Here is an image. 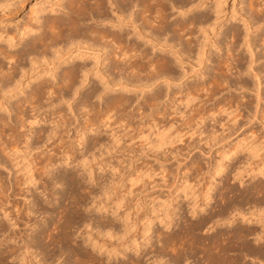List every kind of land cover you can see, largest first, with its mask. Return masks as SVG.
I'll use <instances>...</instances> for the list:
<instances>
[{
    "label": "bare ground",
    "instance_id": "6f19581e",
    "mask_svg": "<svg viewBox=\"0 0 264 264\" xmlns=\"http://www.w3.org/2000/svg\"><path fill=\"white\" fill-rule=\"evenodd\" d=\"M24 2L25 0H0V12L12 11L15 5L22 6ZM218 2L215 0L212 6L205 5L203 11L196 13L195 11H199L204 3L207 4L205 0H56L49 7L48 14L43 13L45 8L44 10L37 9L35 11L36 15L33 17V24L17 28L14 34L6 33L8 35L2 40L5 42V45L2 44L3 47H0V90L4 86L9 88L4 97H0V110H2L0 113V162L3 156L14 161L16 154L18 155L23 150L24 152L22 153H25V149L28 150L30 148L29 152L25 154L30 155V157L32 156L30 159H33L36 163L39 162V167L45 176L39 174L40 168L36 169L39 170L37 171V175L39 177L44 176L46 180L44 179L41 182L43 177H38L37 179V176L35 175L36 177H34L33 175L35 173L31 174L32 176L28 178L27 175L29 174L27 173L25 175L24 173L23 178L24 176L25 178L21 181V185L26 186V188L24 189L22 186L23 189L20 190L21 193L19 194L15 190L17 188L15 187L16 184L14 182L13 184L10 183L11 180L3 178L4 176L0 173V183H2L0 185V264H4L9 256L19 257L22 261L28 257L34 260L38 254L41 255L42 253L39 250L37 252L40 241L46 240L47 243H50L52 241H58L59 238L67 241L69 235L65 232L66 223L62 224L63 222H61L56 226L54 224L55 221L51 222L56 226L55 229H57V232L54 231V228L49 229L46 226L48 223L45 226H43L44 223L42 222V226L36 223V221L29 223L31 222L28 219L30 213L38 214L37 212L40 209L43 210L40 211V214L43 213L44 215L47 212L43 206L39 209L33 208L35 205L38 207V203L35 201L38 197L36 195L37 186L30 191L29 184L31 182L36 183L39 180L41 183H37H39L42 191L49 192L51 189H48V175L51 176L50 178L54 185L64 179V177L62 179L55 175L53 172V168H56L55 166L69 165L72 163L82 166L87 165L89 159L91 161L96 157L94 150H98L104 145L101 137H99V132L103 130L102 128L108 126L110 122L114 123L110 120H123L124 116H130L125 114L127 104H129V98L125 95L120 96V98L112 97L106 99L102 108L90 103L92 97L102 98L109 94V92L118 89L115 87L119 84H121L119 87L121 90L127 89L130 85L133 88L137 86L143 87V90L145 87L152 85L156 87L159 84L157 82L163 79L165 86L158 87L151 92L152 101H160L159 96L167 93L169 82L178 81L186 77L187 71L184 68L183 71H179L176 68L181 66L179 64L183 60L182 55L183 57H189L193 50H197L196 53L200 57L198 63L199 68L195 69V71L193 70L194 75H210L220 84L226 83L229 85L227 87H230L232 85H230L231 83L227 79L228 76L216 70L218 67L216 68L213 65L214 67L210 66L209 69V66L206 64L210 55H213L211 48L207 49L210 43H214L216 50H221L223 40L225 41L230 37L231 40H229L233 44H237L236 47L244 45L248 50L247 56L241 55L239 63H234L235 71L239 75V81L236 80L235 88L246 89L253 96V100L250 99L253 102V105L251 103L252 108L250 107L251 110H249L251 113L249 116L245 114L248 116L247 119H249L247 121L250 122L254 118L257 119L260 117L258 115H261L262 118L258 120H261L264 125L263 81L261 80V70L254 65L258 60V56L255 53V49L257 48L255 38L259 37L264 43V31H258L262 29L263 26L261 25L264 24V0H260L257 3L258 5L254 4L257 5L255 6V10L251 7L253 5L250 3L251 1L249 2V9L242 15V20L245 24L243 31L234 24L226 27L222 32H217L218 29H221V25L215 22L220 12L219 7L221 6H219L220 3ZM34 6L33 8H35ZM256 7L261 8L256 9ZM175 14H177V17L170 20L171 16ZM212 14L215 17V21L213 22L210 19ZM253 25L257 26L255 31L252 30ZM205 27H212L213 37H215L213 43L210 41L205 44L207 46L200 45L196 39V35H194L196 34L195 32L205 29ZM181 31L183 32V36L180 35ZM220 34H222V42L217 39V36ZM156 46L160 47L159 50L161 53L159 52L160 54L153 56V49ZM224 47L226 49L227 45ZM169 51H171L170 56L166 55ZM213 57L214 59L212 58L213 60L211 59L210 61L212 64L214 63L218 66L222 56L218 52H215ZM25 61H28L29 63L27 62V64H30L28 71L24 68ZM59 69L60 71L57 73L56 71ZM142 72L143 74H141ZM243 74L247 75V77H242ZM91 76H94L96 79L91 78ZM31 82H34L32 87L30 86ZM184 82L185 80H183V102L186 106L190 100L196 97L191 96L192 92L196 93L198 90L206 91L208 89V87H205V79L202 81L195 80L194 82L186 84ZM28 86L31 88L25 93L24 91ZM209 89L211 90V88ZM21 93H24L23 96L21 95L14 103L11 102L12 97L19 96ZM76 95H78L79 99L74 106L72 105L74 109L71 103L68 108L72 111L74 110V114H78L80 121L71 128L73 122H69L66 116L60 113V115L57 114L58 118L56 119L55 116L48 112L51 111L49 108H52L56 102L66 98L71 100ZM150 107L152 108V106ZM52 112L54 111L52 110ZM213 114L214 112L211 114L208 112L206 116L200 114L201 116L197 121V127L204 118L210 117ZM46 125H49V127ZM25 128L27 130H24ZM198 130L200 134L204 131H200V128ZM90 132L97 133V136H89L88 134ZM88 137H91V139L87 140ZM219 140L220 138L214 134H210L209 136L205 135L200 139L201 142L204 141L203 144L207 145L209 149L216 146ZM85 141L86 143H84ZM235 143L238 144L239 142L235 141ZM218 149L215 150L218 151ZM237 149L238 146L225 148L222 145V152L218 160L216 159L210 167L209 179L204 187V191H202V202L197 207H190L191 214L203 212L204 217L199 221L200 226L204 231L211 232L207 236L201 235L197 240L202 248V252L207 253L209 255L208 257H211V261L209 260L211 264H236L238 261L236 256L239 254L232 253L229 256L230 251L245 252L246 254L248 253L247 255L251 254L252 258H256L259 264L264 263L263 221L262 223L260 222L261 224L256 225L260 220H257V215L259 216L264 213V180L262 181L259 178H264V161H261L255 168H251L249 172H246L250 180H254L256 177L259 178L255 182H252V186H245L238 192V189L235 190L225 186L227 192L234 194V198L233 196L231 198L227 197V192H219L218 196L221 199L219 200L224 202H222V206L219 205V209L214 212L207 208L217 193V182L214 183L215 176L220 175L226 169L224 168L225 162H223V159L225 158L226 162L228 160L229 163L231 161L232 164ZM32 150H36L34 154H31ZM78 162H81V164ZM17 164L15 163L14 165ZM31 166L29 167L30 169ZM35 168L32 169L35 170ZM234 168L236 169V167ZM91 170L88 173L90 176L93 173ZM229 174L231 173L227 171L225 176L227 179L229 178ZM242 175L238 171L235 174L233 173V175L231 174V178L237 180L239 184H244V177ZM186 177H183L185 179L183 185L187 181ZM51 181L49 182L51 183ZM54 187L52 186V188ZM186 187L188 186L184 185L183 192H185ZM23 190H25V193ZM28 191L32 195V198H30L32 199L31 201H29V197L26 194ZM53 191L51 194L54 196L57 192L55 190ZM12 195L22 196L24 200L23 208L19 204L14 203V200L11 199ZM183 196L186 195L183 194ZM27 201L29 202L27 203ZM242 202L253 203L252 205L250 204V210H253L249 212L253 216V218L251 217V221L249 219L250 217H245L247 213L245 214L243 212L244 209L241 208ZM53 208H51L52 212L58 214L63 213L60 210L61 206ZM64 208L62 207L61 209ZM69 212L67 210L65 214L68 215ZM233 212L234 214H232ZM65 214L63 213V216ZM172 214L169 213L166 215V218L171 220ZM236 214L238 215L237 217L240 216L239 219L236 217ZM49 215H52V213L50 212ZM255 216L256 219L254 218ZM155 217L158 216L155 215ZM65 218L67 217L65 216ZM66 220H68L67 222L71 221L68 218ZM222 220H225V222H222ZM236 220L239 221L236 222ZM150 222L151 220H148L144 224V234L150 230ZM161 222L165 223V226L168 224L164 220ZM239 222L243 224H238ZM220 223H235L236 225L228 232H225L217 228L218 225H221ZM20 224L25 225L23 233L21 231L22 228H19ZM106 224L108 226L111 223L108 222ZM186 227L188 228V226ZM248 236L253 238V242L258 243V245L251 246L249 244V238L247 239ZM220 238L224 241L227 240L226 242L230 245L228 243H226L227 245H223L222 243V245L215 244V242L218 243L217 240ZM150 240V236H145L139 242L133 240L132 248L134 252L138 253ZM34 252H36L35 256ZM62 252L64 251L62 250ZM124 252L125 248H122L119 252H116L115 256L119 254L125 257ZM59 253H57V256ZM44 255L42 256L43 258H45ZM51 256L55 258V255L52 254ZM184 257L183 260L186 258ZM156 258H158L156 261H161L162 259L160 256ZM47 261L49 262V260ZM131 261L135 264L134 260H130V264H132ZM185 261L184 264L189 262L187 258ZM26 262L28 263V261ZM46 262L42 264H52V261L49 263ZM5 264H8V262L6 261ZM54 264L57 263L54 262Z\"/></svg>",
    "mask_w": 264,
    "mask_h": 264
},
{
    "label": "rangeland",
    "instance_id": "374dc122",
    "mask_svg": "<svg viewBox=\"0 0 264 264\" xmlns=\"http://www.w3.org/2000/svg\"><path fill=\"white\" fill-rule=\"evenodd\" d=\"M55 1L56 0H25L22 6L15 5L12 11H6L5 13L0 12V47H3L2 44L5 45V42L2 40L6 35L11 33L14 34L17 28H22L24 25L33 24V17H35V11L37 9L44 10L45 8L43 13L48 14L49 7ZM217 1L220 3L219 6L221 5L219 7L220 12L218 17L216 21L213 14L210 17L212 20H210L211 22L215 21L217 24L221 25V29H218L217 32H222L226 27L234 24L243 31L245 24L243 23L242 15L249 9V2L251 1L250 3L253 4L251 6L253 10H255V6L258 5L257 3L260 2V0H216V2ZM205 2L207 4L204 3L199 11H195L196 13L203 11L205 5L212 6L215 0H205ZM33 6L35 8H33ZM261 7H256V9H260ZM175 17H177V14L171 16L170 20ZM261 26H263L262 29L258 30L260 32L264 31V24ZM256 28L257 26L253 25L252 30L255 31ZM195 33L194 35H196V39L200 45H205L210 41L213 43V39H215V37H213L212 27H205V29H201ZM180 35L183 36L182 31ZM221 36L222 34L218 35L217 39L222 42L223 38H221ZM229 39L230 37L225 41L223 40L221 50H216L214 43H210L211 46L209 45L207 49L211 48L213 55H210L206 64L209 66V69L210 66L212 67L213 65L216 66V68L218 67L215 69L220 73L222 72L223 75L228 76L227 79L229 83H231L230 85H232L230 87H227L229 85L226 83L220 84L210 75H194L195 69L199 68L198 63L200 57H198L196 53L197 50H193L189 57H183L182 55L183 60H181V64H179L181 66L176 68L179 71H183L184 68L187 71L186 77L178 81L169 82L167 93L159 96L160 101H152L151 92L158 87L165 86L163 79L157 82L159 84L156 87L152 85L145 87L143 90V87L137 86L133 88L132 85H130L127 89L121 90L119 89L121 84H119L115 87L119 90L116 89L115 91L109 92V94L102 98L92 97L90 103L102 108L106 99L112 97L120 98V96L125 95L129 98V104H127L128 106L125 114L131 117L124 116L123 120H110L114 123L109 121L111 124L108 123V126L102 128L103 130L99 132V137H101L104 145L98 150L93 149L96 157L91 161L89 159L87 165L82 166L72 163L69 165L55 166L56 168H53L55 175L62 179L64 177V179L67 180H60L57 182L58 184L55 183L54 185L51 181V176L48 175V189H51L49 192L42 191L39 185L44 179L46 180L44 177L45 175L42 174V169L39 167V162L36 163L33 159H30L32 156L30 157V155L25 154L29 152L30 148L28 150L25 149V153H22L24 152L23 150L18 155L16 154V159L14 161L13 159L9 160L7 157L3 156L0 162V173L4 176L3 178L10 179V183L13 184L14 182V184H16L15 187L17 188L15 190L19 194L23 187L24 189L26 188V186L21 185V181L25 178V176L23 178L24 173L25 175H27V173L29 174L27 175L28 178L32 176L31 174L35 173L33 175L34 177L37 176L36 178L38 179L39 176L37 175V171L39 170L36 169L40 168L39 174L44 175L40 176L43 177L41 182H39V180L36 181V183L31 182L29 184L31 189H29L31 191L37 186L36 195H38L39 198L37 197L35 201L38 203H36L38 207L35 205L33 208L39 209L43 206L44 209H46L47 212L50 211L52 215H49L50 212H45L44 215L46 216H44L43 213L40 214V211H43L40 209L39 212H37L38 214H29L28 219L31 221L29 223L36 221L40 226H42V223H44L43 226L48 223L46 226H48L49 229H55L58 223L60 224L63 222L62 224L66 223L67 229L65 228V232L69 235L67 238L68 242L60 238V241L63 242H60L58 238L59 243L57 240L50 243H47L46 240L40 241L37 252L39 250L42 253L41 255L38 254L34 260L31 258L30 260L28 257L24 260V263L19 257L9 256L5 262L7 261L8 264H42L46 262V260H49V262L52 261V264H54V262L57 264H130V260H134L135 264H184L187 258V261H189L187 264H211V257H208L209 255L207 253L202 252V248L197 241L201 235L207 236L210 235L211 232L204 231L200 226L199 221L204 217L203 212L191 214L190 207H197V205L202 202V191H204V187L209 179V172H211L210 167L216 159L218 160L222 152V145H224L225 148L238 146V149L234 156V164L232 163V165L231 161L229 163L228 160L226 162L224 158V168L226 169H224L220 175L215 176L214 183L217 182V193L214 195V199L210 201V205L207 206L210 211H216L224 203L220 201L221 199L218 193L222 191L227 192L225 186L235 190L238 189V192L245 186H252V182H255L259 178L262 181L264 180L263 177H256L254 180H250L248 173H246L249 172L251 168H255L261 161H264V125L261 120H258L262 117L258 115L260 117L257 119L254 118L250 122L247 121L251 113L249 110H251L253 105L251 101L253 100V96L246 89L235 88L236 80L239 81V75L236 73L234 66L237 62L239 63L241 55H248V50L244 45L236 47L237 44H233L230 41L231 39ZM255 44L257 46L255 53L256 56H258V60L254 65L261 70L262 87L264 90V43L258 37L255 38ZM226 45L227 50L224 47ZM159 48V46H156L155 49H153V56H157L161 53ZM215 52H218L219 55L222 56L218 66L217 64H212L210 61L212 58L214 59L213 56ZM170 54L171 51L166 55L170 56ZM27 62L28 61H25L24 68L28 71L30 64H27ZM59 71L60 69L56 72L58 73ZM141 74H143V72ZM244 74L246 73L244 72ZM244 74L242 77H247V75ZM18 76L17 78H19ZM91 78L96 79L94 76H91ZM204 79L206 81L205 87H208V89L211 88V90L207 89L208 91L198 90L196 93L192 92L191 96L196 97L190 100L189 104L186 106L183 102V80H185L184 83L186 84L194 82L195 80L202 81ZM33 85L34 82H31L30 86L32 87ZM30 86L25 89V93L30 90ZM8 88L9 87L4 86L2 90H0V97H4ZM23 94L24 93H21L19 96L12 97L11 102L14 103V101L21 97V95L23 96ZM78 99V95L74 96L71 100L67 98L62 99L56 102L52 108H49L51 111L48 113L55 116L56 119L61 113V115L67 117L69 122H73L71 125V128H73L74 125L80 121V117L78 114H74V110L72 111L68 106L70 103L71 106H74ZM150 106H152V108ZM52 110L54 112H52ZM1 112L2 110H0V113ZM208 112L210 114L214 112V114L204 118L197 127V121L200 116L203 114V116H206ZM46 126L49 127V125ZM198 128H200V131L204 130L202 134L199 133ZM24 130H27V128ZM210 134H214L220 138L217 145L211 149L203 144L204 141H200L201 137L205 135L209 136ZM88 135L94 137L97 136V133L90 132ZM91 137H88L87 140H90ZM235 141L239 143L236 144ZM84 143H86V141ZM217 148H219L218 151L215 150ZM35 151L36 150H32V153H30L34 154ZM204 152H206V154H204ZM190 162L192 165L189 164ZM15 163L18 164L14 165ZM78 163L81 164V162ZM190 165L191 167H189ZM30 166L31 169L29 168ZM234 167H236V169ZM28 168L32 171L30 172ZM32 168H35V170ZM90 170L93 172L91 176L88 175ZM227 171L232 175L238 171L241 172L244 177V184H239L237 180L231 178V174H229V178L227 179L225 177ZM185 176H187V181L184 185L188 186L185 190L186 194L183 192ZM49 181H51V183ZM32 183L33 186L35 185L34 187ZM0 185H2V183H0ZM52 186L56 188H52ZM221 186L224 187L221 188ZM53 190L58 194L56 193L53 196L51 194L54 192ZM23 191L25 193V190ZM227 193V197L231 198L233 196L234 198L233 193ZM26 194L28 195L27 197H29V201H31V193L28 191ZM183 194L186 196H183ZM11 199L22 208L24 207L22 196L12 195ZM29 201H27V203ZM250 204L252 205L253 203L242 202L241 208L244 209L242 210L245 214L247 213L245 217H250L249 219L251 221V217L253 218V216H251L249 212L253 209L250 210ZM56 206H61V208L65 207V210L61 208L60 210H62L64 214L67 210L70 211L68 214L70 217L67 214L63 216V213H61V215L52 212L51 208H56ZM169 213H173L171 220L166 218V215ZM232 214H234V212ZM155 215L158 217H155ZM65 216L71 221L67 222L68 220H66L67 218H65ZM230 216L232 215L230 214ZM237 216L236 214V217ZM239 217L237 218L239 219ZM254 218L256 219V216ZM148 220H151L150 230L144 234L143 227ZM162 220L168 222V224L165 226V223L161 222ZM257 220H259V222L256 225L261 224L262 221L264 224V213L259 216L257 215ZM223 221L225 222V220H222V222ZM237 221L239 220H236V222ZM51 222H54L56 226ZM70 222L71 226L69 225ZM108 222L111 224L107 226L106 223ZM220 224L221 225H218L217 228L225 232H228L236 225L235 223ZM238 224L243 223L239 222ZM186 226H188L189 229ZM19 228H22L21 231L23 233L25 225L20 224ZM56 230L57 229L54 231ZM145 236H150L151 240L145 247H142L138 253H135L132 248V241L136 240V242H139ZM247 239L250 241L249 244H251V246L258 245V243L253 242V238L248 236ZM221 240L222 238L218 239V243L215 242V244L222 243L223 245H227V240H222V242ZM228 245L230 244L228 243ZM122 248H125V257L119 254L115 256L116 252H119ZM62 250L65 253L62 252ZM237 252L230 251L229 253V256L232 255V253H236V255L239 254L236 256L238 260L236 264H259L256 258H252L251 254L247 255L248 253L246 254L245 252ZM34 253L35 256L36 252ZM57 253H59L58 256L61 258L57 256ZM77 253L78 255H76ZM43 254H45V258L42 257ZM52 254L55 255V258L51 256ZM157 256L162 258L161 261H156L158 259L156 258ZM183 257L185 258L184 260ZM26 261H28V263ZM49 262L47 261L46 263ZM132 262L133 261H131V263Z\"/></svg>",
    "mask_w": 264,
    "mask_h": 264
}]
</instances>
